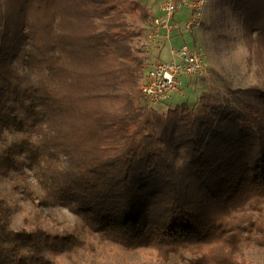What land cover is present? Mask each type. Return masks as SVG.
I'll use <instances>...</instances> for the list:
<instances>
[{"label":"trees","instance_id":"obj_1","mask_svg":"<svg viewBox=\"0 0 264 264\" xmlns=\"http://www.w3.org/2000/svg\"><path fill=\"white\" fill-rule=\"evenodd\" d=\"M232 8L262 78L158 111L149 6L0 0V264H264V0Z\"/></svg>","mask_w":264,"mask_h":264},{"label":"rangeland","instance_id":"obj_2","mask_svg":"<svg viewBox=\"0 0 264 264\" xmlns=\"http://www.w3.org/2000/svg\"><path fill=\"white\" fill-rule=\"evenodd\" d=\"M138 1L149 7H155L150 8L153 13L160 0ZM232 1L208 0L200 26L190 33H183L177 39H172L174 47H177L181 42L200 47L204 55L206 74L197 78H183L180 94L174 93L164 104H148L149 107L156 106L158 111H165L167 106H174L182 101L193 106L197 104L202 92L226 94L229 89L244 88L262 78L259 77L256 60L243 36L241 14L234 12ZM188 13L189 10L183 8L175 18L179 22L184 21ZM139 38L134 39L133 43H137ZM168 49L169 44L165 43L159 56L160 60L171 59ZM56 214L63 223L62 227L67 230H71L80 222L79 217L67 206H58ZM11 226L16 230H33L35 228L32 219L20 214H15L12 217ZM55 229L59 230V228ZM246 255L254 261L264 262V253L260 249L249 248L246 250ZM116 256L130 264H137L142 260L137 252H125L123 249H118ZM101 264H115V261L107 259Z\"/></svg>","mask_w":264,"mask_h":264},{"label":"built area","instance_id":"obj_3","mask_svg":"<svg viewBox=\"0 0 264 264\" xmlns=\"http://www.w3.org/2000/svg\"><path fill=\"white\" fill-rule=\"evenodd\" d=\"M208 0H160L146 26L142 42L143 54L150 59L139 85L140 93L150 105H162L176 93L180 94L183 78L206 74L204 55L200 47L185 42L177 47L173 38L190 33L200 26ZM183 8L189 10L184 21L175 16ZM169 44L170 60L159 56Z\"/></svg>","mask_w":264,"mask_h":264},{"label":"crops","instance_id":"obj_4","mask_svg":"<svg viewBox=\"0 0 264 264\" xmlns=\"http://www.w3.org/2000/svg\"><path fill=\"white\" fill-rule=\"evenodd\" d=\"M150 8H155V7H150ZM154 11H155V9H154Z\"/></svg>","mask_w":264,"mask_h":264}]
</instances>
